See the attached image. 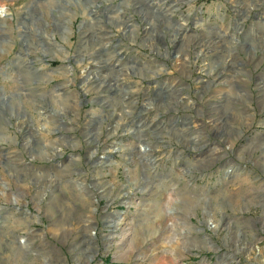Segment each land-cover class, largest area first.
Listing matches in <instances>:
<instances>
[{"label":"rangeland","instance_id":"1","mask_svg":"<svg viewBox=\"0 0 264 264\" xmlns=\"http://www.w3.org/2000/svg\"><path fill=\"white\" fill-rule=\"evenodd\" d=\"M0 5V264H264V0Z\"/></svg>","mask_w":264,"mask_h":264},{"label":"bare ground","instance_id":"2","mask_svg":"<svg viewBox=\"0 0 264 264\" xmlns=\"http://www.w3.org/2000/svg\"><path fill=\"white\" fill-rule=\"evenodd\" d=\"M7 14H8V11L6 7L3 5H0V18H4Z\"/></svg>","mask_w":264,"mask_h":264},{"label":"built area","instance_id":"3","mask_svg":"<svg viewBox=\"0 0 264 264\" xmlns=\"http://www.w3.org/2000/svg\"><path fill=\"white\" fill-rule=\"evenodd\" d=\"M261 226V225H260ZM256 228H258V227H256Z\"/></svg>","mask_w":264,"mask_h":264},{"label":"flooded vegetation","instance_id":"4","mask_svg":"<svg viewBox=\"0 0 264 264\" xmlns=\"http://www.w3.org/2000/svg\"><path fill=\"white\" fill-rule=\"evenodd\" d=\"M250 78V77H249Z\"/></svg>","mask_w":264,"mask_h":264}]
</instances>
